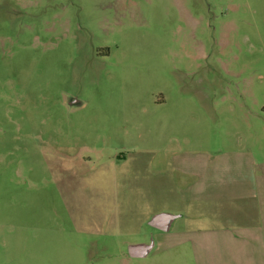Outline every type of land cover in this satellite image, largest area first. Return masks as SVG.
Masks as SVG:
<instances>
[{
    "label": "rangeland",
    "instance_id": "obj_1",
    "mask_svg": "<svg viewBox=\"0 0 264 264\" xmlns=\"http://www.w3.org/2000/svg\"><path fill=\"white\" fill-rule=\"evenodd\" d=\"M239 157L264 162V0H0V264H192L148 222Z\"/></svg>",
    "mask_w": 264,
    "mask_h": 264
},
{
    "label": "crops",
    "instance_id": "obj_2",
    "mask_svg": "<svg viewBox=\"0 0 264 264\" xmlns=\"http://www.w3.org/2000/svg\"><path fill=\"white\" fill-rule=\"evenodd\" d=\"M234 161L238 168L227 172L196 171L198 180L180 189L181 214L165 212L179 215L163 231L165 255L180 248L192 264H264V162ZM108 178L107 173L86 177L90 191H107ZM89 217L92 224L80 230L102 233V213ZM116 218L122 221V212Z\"/></svg>",
    "mask_w": 264,
    "mask_h": 264
},
{
    "label": "water",
    "instance_id": "obj_3",
    "mask_svg": "<svg viewBox=\"0 0 264 264\" xmlns=\"http://www.w3.org/2000/svg\"><path fill=\"white\" fill-rule=\"evenodd\" d=\"M178 217L179 215L172 213H158L151 217L148 224L160 231H168L171 222ZM153 247V243L131 244L128 246V254L133 258H144L151 253Z\"/></svg>",
    "mask_w": 264,
    "mask_h": 264
}]
</instances>
